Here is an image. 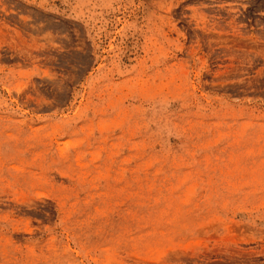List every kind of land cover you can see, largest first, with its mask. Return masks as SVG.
<instances>
[{"label": "rangeland", "instance_id": "obj_1", "mask_svg": "<svg viewBox=\"0 0 264 264\" xmlns=\"http://www.w3.org/2000/svg\"><path fill=\"white\" fill-rule=\"evenodd\" d=\"M0 264H264V0H0Z\"/></svg>", "mask_w": 264, "mask_h": 264}]
</instances>
